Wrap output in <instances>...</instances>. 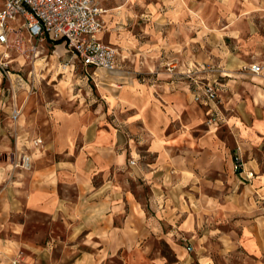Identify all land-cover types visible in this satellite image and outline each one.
I'll return each mask as SVG.
<instances>
[{
	"label": "rangeland",
	"instance_id": "374dc122",
	"mask_svg": "<svg viewBox=\"0 0 264 264\" xmlns=\"http://www.w3.org/2000/svg\"><path fill=\"white\" fill-rule=\"evenodd\" d=\"M100 3L102 41L127 74L85 75L62 46L33 63L0 55L9 62L0 69V264H75L97 236L115 242L101 264H264V70L251 72L264 66L254 43L264 16H240L246 0ZM52 106L82 125L103 118L86 147L78 121L70 149L91 167L93 193L85 200L67 178L58 185L61 199L107 214L91 232L72 226L82 211L56 216L32 204L40 173L61 159L44 154Z\"/></svg>",
	"mask_w": 264,
	"mask_h": 264
},
{
	"label": "built area",
	"instance_id": "2783aa9c",
	"mask_svg": "<svg viewBox=\"0 0 264 264\" xmlns=\"http://www.w3.org/2000/svg\"><path fill=\"white\" fill-rule=\"evenodd\" d=\"M105 14L100 0H2L1 60H9L12 53L24 63H33L41 56L44 46H56L61 41L72 67L79 62L85 75L98 70L116 74L121 70L117 50L98 39L104 30ZM1 60L0 69L7 74L4 67L9 62L3 67ZM258 71V66L251 68L253 73ZM209 95L214 97L212 93ZM18 116L19 111L15 110L11 118L16 120ZM35 143L37 147L42 141ZM19 165L25 171L30 170L31 157L23 155ZM238 167L236 161L235 169L239 172Z\"/></svg>",
	"mask_w": 264,
	"mask_h": 264
},
{
	"label": "crops",
	"instance_id": "0c3cea01",
	"mask_svg": "<svg viewBox=\"0 0 264 264\" xmlns=\"http://www.w3.org/2000/svg\"><path fill=\"white\" fill-rule=\"evenodd\" d=\"M246 1L247 4H245V9L240 16H244L249 21L251 20V16H264V0H246ZM105 18H106V14L103 16L104 30L101 34L98 35V39L104 44L106 43L102 41V36L106 31ZM260 38L261 39L258 40V36H255L254 43L260 45L261 47L260 49L262 50V56H264V34H262ZM56 46H62V45L60 44ZM56 46L53 47L56 48ZM47 47L50 46L48 45L44 46V48L41 49L42 51L41 53H43L47 49ZM260 62L262 63V65H264V59H261ZM255 65H257L260 69L262 68V70H264V66H259L258 64ZM119 66L121 70L120 72H118V74L119 73L127 74V71L122 68L120 63ZM48 104L49 103H47V105L44 107L46 110ZM48 111L50 113L49 114L50 116H49V120H47V123L49 125V129L53 131L52 133H54V135L52 142L49 141L45 143L44 154L45 153L47 154L49 152L53 154H61V159L58 162H54L53 168L48 170L49 171L48 173L47 170H43L42 172L43 174L40 173L41 184L38 187H36L37 189L36 195L38 196V202L37 204L35 203L32 204L33 206L36 205L34 207H37V209L51 213L56 216L58 215L79 216L78 213L82 211L81 214L82 213L84 214V221H80L79 224L73 223L72 226L75 227L77 225L78 226L81 225L82 227H84V229L90 230L89 232H91V230L93 229L102 228L103 220L101 218H103V216L105 222L107 224L109 223L108 218L106 216L107 214L104 213V215H101L100 210L97 209V207H94L86 203L83 205H81V203L79 205H72L70 204V202L61 199L59 196L58 185L61 183V181H63L64 178H67L70 179L67 180V182H75L76 185H78L79 190L85 193L82 196H85V200H86L87 194L93 193L92 188L90 186L91 185L90 177L92 174V170H90L91 167L88 166L87 164H80V162L79 163L73 162L71 161L70 158L71 157L70 149L75 145L74 138L76 137L75 133L77 132L75 128L79 121L78 118L75 115H70L68 113H64L63 111H60L59 109H56L55 106L50 107V110ZM84 115H87V111H85ZM102 119L103 118L100 114V115H95V119H93L94 121L89 120L87 125H82L81 122L79 121V123L83 127V129L81 130L82 137L84 135L86 142V144L82 146L86 147L87 143L92 144L95 141V139L98 136V124L101 123ZM101 137L103 138V135H101ZM119 140L120 139L116 132L114 146L117 145ZM78 164L80 166H78ZM51 171L53 172L52 176H50ZM96 211H98L99 214H94L96 213ZM115 229L120 230L121 227H115ZM97 240L98 241L96 245H98V247L94 249V252L86 253L80 260L76 261L75 264H94L99 259H101L99 263L101 264L103 261H105V259L111 257L109 256L108 246L110 244L115 245L114 244L115 242H111L108 238L104 236H97ZM177 264H185V263L182 260Z\"/></svg>",
	"mask_w": 264,
	"mask_h": 264
},
{
	"label": "trees",
	"instance_id": "16d2710c",
	"mask_svg": "<svg viewBox=\"0 0 264 264\" xmlns=\"http://www.w3.org/2000/svg\"><path fill=\"white\" fill-rule=\"evenodd\" d=\"M62 42L60 41V42H57V43H55V45H60Z\"/></svg>",
	"mask_w": 264,
	"mask_h": 264
}]
</instances>
